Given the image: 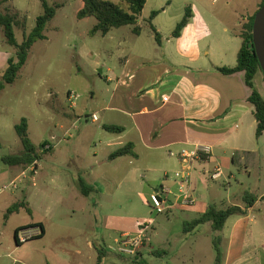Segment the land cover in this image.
<instances>
[{
    "label": "rangeland",
    "instance_id": "374dc122",
    "mask_svg": "<svg viewBox=\"0 0 264 264\" xmlns=\"http://www.w3.org/2000/svg\"><path fill=\"white\" fill-rule=\"evenodd\" d=\"M109 1L121 3V0ZM262 1L146 0L140 17V35L131 32L133 26H124L113 29L107 36L101 33L91 36L97 20L94 17L78 19L82 0H47L56 8V15L45 29L46 40L33 45L15 83L0 90V188L3 184L9 185L20 174H32L29 167L10 166L3 161L4 157L21 154L24 150L15 130L23 118L28 120L31 141L36 146L48 142L53 151H45L40 160L36 174H41L42 178L38 186L25 190L23 186L29 183L22 182L21 178L16 180V187H10L0 195L1 207L8 201L20 200L25 190L32 209V214L20 210L7 221H2L0 214V264H96L98 252L92 248L93 243L107 247L104 264H134L135 256H121L112 250L114 238L135 231L144 223L156 227L157 239L151 242L155 250L161 249L162 240L167 237L173 241L184 235L204 238L212 234L207 225L185 233V221H191L193 216L180 210L160 212L153 206L151 194L154 189L161 188L165 180L163 174L142 172L127 178V174L114 175L113 165H100V149L107 134L101 128L110 113L100 112L98 122L92 121V115L101 111L107 102H116L111 100L114 83H108L106 79L119 66L117 55L159 56L151 23L161 29L160 35L166 38L182 20L185 7L195 4L207 16L215 32L213 39L219 40L224 36V28L228 29V35L234 36L232 31L239 19V33H242L251 18L249 13L256 10L255 3L258 2L259 10ZM41 4L42 0H0V14L14 16L17 20L13 29L19 44L34 29L37 17L43 14ZM154 11L160 13L150 23ZM216 27H220V34L215 31ZM1 28L0 81L8 60L16 55V49L8 44ZM256 82L259 86L260 82L257 79ZM261 90L264 97V88ZM97 174H106L108 182L111 180L117 185L121 182L115 195L103 197L99 209L92 198L88 201L82 198L80 188V179L85 181L89 175ZM235 174L240 172L235 169ZM223 183V179L211 182L225 193ZM69 184L82 195L78 200L73 198L74 193L66 192ZM237 188L234 183V190ZM5 197L8 200L2 202ZM37 219H42L48 226L51 222L61 224L70 236L56 240L54 233H50L46 238L32 237L17 245L15 231L18 227ZM27 232L21 233V237L27 236ZM164 246L173 247L171 257L165 263L163 258L151 256L149 249H145L150 243L144 245L141 254L149 264H180L179 254L173 251L178 243L174 240L171 245L166 243ZM69 250L80 251L81 255H73Z\"/></svg>",
    "mask_w": 264,
    "mask_h": 264
},
{
    "label": "crops",
    "instance_id": "0c3cea01",
    "mask_svg": "<svg viewBox=\"0 0 264 264\" xmlns=\"http://www.w3.org/2000/svg\"><path fill=\"white\" fill-rule=\"evenodd\" d=\"M187 7L192 8V19L180 37L172 36L174 30L166 38L161 36L162 43L155 48L156 52L159 51V56L126 53L117 55L119 66L106 79L108 83H114L111 100L116 102H107L101 111L93 114L109 112L101 129L110 125L122 127L124 131L116 133L103 129L107 134L100 149L102 159L99 164L113 165L114 175L127 174V178L142 172L163 174L165 180L161 183V188L154 190L166 189L162 197L165 211L180 210L193 216L191 221L203 215L211 204L218 209L238 206L246 212L245 215L230 217L221 233L212 232L204 238L190 235L175 238L178 246L173 251L179 254L180 264H215L212 241L216 235L223 238V264H264V136H256L255 107L249 102L252 90L245 83V73L224 75L218 71V68H233L237 64L238 52L242 46L239 33L241 22L239 19L237 27L232 31L234 36L228 35V29L224 28V36L219 40L213 39L215 32L207 16L195 4L185 8ZM255 8V11L249 13L250 17L258 11V2L255 3ZM219 28L216 27L215 31L220 34ZM155 29L156 32H161V29ZM131 32L133 33V29ZM256 79L260 82L259 86L256 85ZM262 79L264 81L263 73L259 72L254 84L263 97ZM129 143L133 145L136 156L110 159L112 153ZM197 146H209L211 151L209 154H201L200 158L191 157L183 161L182 151L193 155L197 152ZM95 157L98 158L96 153ZM217 169L222 174L219 179L212 180ZM235 169L240 174H235ZM177 173L190 175V183L184 193L180 189ZM41 176L20 174L12 181L21 178L22 182L26 180L29 185H22L26 190L31 186H38ZM105 177L106 174L88 176L85 183L92 188L88 196L83 193L82 196L70 184L66 187V192L74 193L71 195L75 200L80 196L85 201L92 198L94 206L99 209L103 197L106 194L115 195L121 186V182L117 185L111 180L108 182ZM220 179H223L226 186L225 193L211 184ZM234 183L238 185L236 191ZM25 190L21 199L15 201L26 203L29 214H32ZM245 194L251 195L249 200L252 205L248 208L244 202ZM7 200L5 197L2 202ZM15 201H8L9 203L0 207L2 221H5V214ZM29 225L33 227L20 231L19 239L21 233L26 231L29 239L38 237L42 232L41 228L44 231L42 238L50 233H54L56 240L70 236L61 224L51 222L48 226L42 219L18 228ZM204 225L212 230L211 223ZM138 227L135 231L125 233H135ZM151 228L153 239L156 240V227L151 225ZM31 230L35 232L33 235ZM125 233L115 237L114 243ZM173 241L167 237L162 240L160 250L152 249L151 243L145 249H149L151 256L163 258L165 263L171 257L173 247L167 248L164 244L171 245ZM103 243L105 244L104 240ZM102 247L92 244L97 252ZM113 248L114 246L112 250ZM69 252L81 255L80 251Z\"/></svg>",
    "mask_w": 264,
    "mask_h": 264
},
{
    "label": "trees",
    "instance_id": "16d2710c",
    "mask_svg": "<svg viewBox=\"0 0 264 264\" xmlns=\"http://www.w3.org/2000/svg\"><path fill=\"white\" fill-rule=\"evenodd\" d=\"M83 8L78 12L77 17L79 20L88 17H94L97 20V24L93 27L90 34L95 36L98 33H101L103 36H106L110 30L124 27V26H133V33L140 35L142 27L140 26V17L146 5V0H121L120 4H117L109 0H82ZM264 0L261 3L263 5ZM126 5L123 7V5ZM43 14L37 17L36 25L34 29L30 32L29 35H25L24 40L19 44L15 37L14 27L17 25V20L14 16L11 15H2L0 14V27L3 29L5 38L10 46L16 49L15 58H10L8 60V66L3 74L2 81H0V90H4L6 85H11L15 83L19 72L25 66L29 52L33 45L40 41L46 40V35L44 34L47 24L53 20L56 15V8L51 6L47 0H42ZM258 12V11H257ZM257 12L250 18L247 25L244 27L242 33H240L242 38V46L238 52L237 64L233 68H218V71L224 75H232L237 72L245 73V83L252 90V93L249 97V102L255 107V118L257 120V138L264 136V98L255 88V77L261 72L259 60L255 54L253 41H252V30L255 15ZM160 12L154 11L151 15V21L158 16ZM193 17V11L191 7L185 8L184 16L182 20L177 24L174 29L172 36L178 38L181 36L184 28L189 24L190 20ZM152 32L156 42L161 45V35L156 32L155 27L151 23ZM108 132L121 133L124 131L122 127L119 126H103ZM17 135L19 136L21 143L23 145V151L21 154L11 155L3 158L4 163L10 166H24L31 167L35 161H40L45 154L43 148L48 144V142H43L39 146H36L28 135V120L23 118L18 125L15 126ZM52 150V149H51ZM51 150L46 151V153ZM136 156V153L133 151V145L131 143L125 145L124 147L118 149L110 155V159L119 158L123 156ZM80 185L83 195L88 196L92 191L90 185L88 186L84 180L80 179ZM82 185L84 188H82ZM251 197L250 194H245L244 202L246 207H250L252 202L249 200ZM25 209L28 213L30 210L26 203L18 202L13 204L6 212L4 219L8 220L9 216L19 212L20 210ZM246 212L238 206H230L226 209H218L216 206L208 207L207 211L201 215L199 218L185 223V233L193 231L194 228H197L200 225L211 223V227L214 233H221L226 225L227 220L235 215H245ZM33 227L29 225L25 228H18L15 231V239L17 245H21L19 240V233L23 229ZM41 234L38 238L43 236V228H41ZM213 249L214 254L216 255L215 264H223L224 259V250L222 247L223 238L221 235H216L213 237ZM108 249L102 247L98 249V260L96 264H104V258L107 256ZM154 255H157L154 253ZM134 264H149L145 260L141 253L134 257Z\"/></svg>",
    "mask_w": 264,
    "mask_h": 264
},
{
    "label": "built area",
    "instance_id": "2783aa9c",
    "mask_svg": "<svg viewBox=\"0 0 264 264\" xmlns=\"http://www.w3.org/2000/svg\"><path fill=\"white\" fill-rule=\"evenodd\" d=\"M92 121L98 122L99 117L97 114L92 115ZM197 152L193 155L188 154L186 151H182L181 158L182 160H186L188 158H200L201 154H209L211 151V148L209 146H197ZM52 146L50 144H47L43 150L48 151L51 150ZM40 165V161H35V163L29 167L32 171V174H26L27 176H35L38 172V168ZM222 172L220 169H217L214 175L211 177L212 180H217L220 178ZM177 177H179V186L182 193H184L187 184L190 183V175L186 174L183 175L182 173H177ZM16 180L12 181L9 185H4L0 188V194L3 193L5 190H7L10 187H16ZM166 191V189L162 188L161 191L157 190L151 195V202L153 206L160 212L165 211V207L163 206L162 197L163 193ZM188 199V197H186ZM139 231L136 233H125L121 235L119 238L115 241V246L113 248V251L118 253L121 256L125 257H134L140 253V250L144 247L146 243H151L153 239L152 235V228L150 224L144 223L139 227ZM28 236H22L20 237V242H24L28 240Z\"/></svg>",
    "mask_w": 264,
    "mask_h": 264
},
{
    "label": "water",
    "instance_id": "95a60500",
    "mask_svg": "<svg viewBox=\"0 0 264 264\" xmlns=\"http://www.w3.org/2000/svg\"><path fill=\"white\" fill-rule=\"evenodd\" d=\"M252 41L255 54L259 60L260 68L264 76V2L255 15L252 30Z\"/></svg>",
    "mask_w": 264,
    "mask_h": 264
}]
</instances>
